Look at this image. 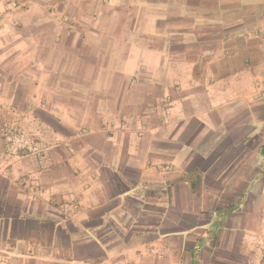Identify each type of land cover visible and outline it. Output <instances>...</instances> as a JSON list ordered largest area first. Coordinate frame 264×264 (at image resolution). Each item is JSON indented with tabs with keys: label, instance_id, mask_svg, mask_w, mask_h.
Returning <instances> with one entry per match:
<instances>
[{
	"label": "crops",
	"instance_id": "0c3cea01",
	"mask_svg": "<svg viewBox=\"0 0 264 264\" xmlns=\"http://www.w3.org/2000/svg\"><path fill=\"white\" fill-rule=\"evenodd\" d=\"M0 264H264V0H0Z\"/></svg>",
	"mask_w": 264,
	"mask_h": 264
}]
</instances>
